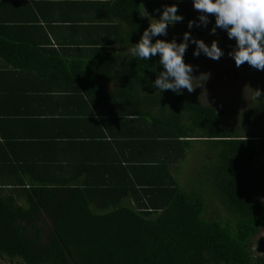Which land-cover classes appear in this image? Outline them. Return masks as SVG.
<instances>
[{"label":"trees","instance_id":"1","mask_svg":"<svg viewBox=\"0 0 264 264\" xmlns=\"http://www.w3.org/2000/svg\"><path fill=\"white\" fill-rule=\"evenodd\" d=\"M3 22L0 259L264 264L253 246L264 229V71L237 67L235 43L198 78L203 54L185 53L193 90L160 93L150 86L159 55H71L59 67L35 38L9 39ZM64 96L62 108L41 107Z\"/></svg>","mask_w":264,"mask_h":264},{"label":"crops","instance_id":"2","mask_svg":"<svg viewBox=\"0 0 264 264\" xmlns=\"http://www.w3.org/2000/svg\"><path fill=\"white\" fill-rule=\"evenodd\" d=\"M173 3L178 5V14L184 19L170 25L167 35L159 36V39L171 41L175 38L180 43L183 33L190 31L191 37L201 39L206 44L216 40L224 52L218 60H226L223 42L235 41L229 39L224 30L217 28L216 33L211 35L209 25L194 26L191 29L182 26V23H188L189 20L199 23V13L193 8L192 0H0V21L4 20L3 32L9 39H19L20 44L24 41L28 44L35 38V42L38 41L35 44L40 49H47L53 58L56 56L59 67L71 55L81 60L82 56L101 59L108 53L115 55L122 64L130 59L129 50L148 27L149 18H159V13L154 9L162 11L163 6ZM143 9L148 16H140L146 15ZM214 22V16L209 14L208 24L213 27ZM156 39L154 37L152 42ZM194 48L195 45L189 43L185 53L192 52ZM211 61L213 59L205 55L200 58L195 78L205 72L206 65ZM152 64L158 65L156 58ZM57 82L61 85L66 83L59 79ZM60 98L61 101L58 99L56 102L41 103V107L50 108L57 104L58 108H62L65 96ZM13 105L11 102L9 107ZM15 109L26 110V102L22 101ZM62 151L66 152L64 148Z\"/></svg>","mask_w":264,"mask_h":264},{"label":"clouds","instance_id":"3","mask_svg":"<svg viewBox=\"0 0 264 264\" xmlns=\"http://www.w3.org/2000/svg\"><path fill=\"white\" fill-rule=\"evenodd\" d=\"M192 5L198 11V21L189 20L187 27L207 26L209 14L214 16V26L209 30L211 35L216 29L226 31L227 37L235 41L228 55L237 67L247 64L258 71H264V0H192ZM146 15L148 13L143 9ZM159 13L158 19L149 18L150 22L143 31L138 42L130 48L133 57L147 61L150 57L159 55L158 65L162 67L155 80L151 82L160 93L171 90L180 94L182 89L193 90V66L184 62V54L189 43L195 45L193 56L201 54L207 58L218 60L224 55L218 42L213 40L206 44L201 39L191 37L190 31L183 33L180 43L173 38L171 41L154 37L166 36L167 28L184 17L178 14V5L163 6V10L154 9ZM257 97H262L259 89L255 90Z\"/></svg>","mask_w":264,"mask_h":264},{"label":"rangeland","instance_id":"4","mask_svg":"<svg viewBox=\"0 0 264 264\" xmlns=\"http://www.w3.org/2000/svg\"><path fill=\"white\" fill-rule=\"evenodd\" d=\"M220 78H221V74H219V76L218 77H213L212 79H211V81L215 84L216 83V81L218 82V83H220ZM223 84V83H222ZM214 87V86H213ZM240 87V88H239ZM239 87H237V89H241V90H243V85L242 84H239ZM209 89H212V87L211 86H209ZM218 89L220 90V87L218 86ZM221 89H223V87H222V85H221ZM226 89V88H225ZM227 91L225 90V93H226ZM226 94H228V93H226ZM211 96H212V94H210ZM183 180V179H182ZM260 199L262 200V202L264 203V195H262V196H260ZM260 245H262L263 247H264V229H262L259 233H258V235H256L254 238H253V246L254 247H256V248H258ZM14 261H16V260H13V261H10V259L9 258H3V259H0V264H14Z\"/></svg>","mask_w":264,"mask_h":264}]
</instances>
